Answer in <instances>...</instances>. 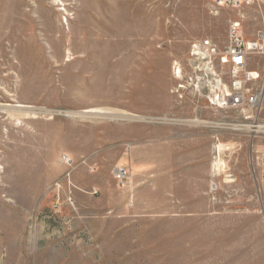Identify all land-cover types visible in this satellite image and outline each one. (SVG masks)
<instances>
[{"label": "rangeland", "instance_id": "rangeland-1", "mask_svg": "<svg viewBox=\"0 0 264 264\" xmlns=\"http://www.w3.org/2000/svg\"><path fill=\"white\" fill-rule=\"evenodd\" d=\"M241 12L252 40L264 4L0 0V264H264V106L174 92Z\"/></svg>", "mask_w": 264, "mask_h": 264}, {"label": "built area", "instance_id": "built-area-1", "mask_svg": "<svg viewBox=\"0 0 264 264\" xmlns=\"http://www.w3.org/2000/svg\"><path fill=\"white\" fill-rule=\"evenodd\" d=\"M216 10L242 11L247 6L264 4V0H208ZM241 17L230 22L228 44L224 52L209 39L194 42L190 49V63L184 68L175 63L174 74L177 84L174 92L181 98L186 92H194L206 99L214 109H235L247 113L246 119L258 118L264 106V71L249 67L253 54H264V29L258 30L252 40H246L241 32ZM216 62L227 66L220 71ZM262 81L260 84L259 82ZM70 164V157L63 156ZM130 176L125 166L116 169L117 179L123 183Z\"/></svg>", "mask_w": 264, "mask_h": 264}, {"label": "bare ground", "instance_id": "bare-ground-1", "mask_svg": "<svg viewBox=\"0 0 264 264\" xmlns=\"http://www.w3.org/2000/svg\"><path fill=\"white\" fill-rule=\"evenodd\" d=\"M94 43H95V42H94ZM106 43H107V42H106ZM89 44H90V43H89ZM92 44H93V43H92ZM92 44H91V46H92ZM107 44H109V43H107ZM76 45H77V44H76ZM93 45H94V44H93ZM95 45H96V44H95ZM95 45H94V46H95ZM88 46H89V45H88ZM108 47H109V46H108ZM94 48H97V47H94ZM109 48H110V47H109ZM90 49H91V48H90ZM92 49H93V48H92ZM103 49H104V48H103ZM106 49H107V48H106ZM111 49H112V48H111ZM82 50H83V49H82ZM109 50H110V49H109ZM113 50H114V49H113ZM96 51H97V49H96ZM98 52H99V51H98ZM101 52H102V51H101ZM106 52H108V51H106ZM92 53H93V52H92ZM104 53H105V52H104ZM94 54H95V53H93V57H94ZM100 54H101V53H100ZM96 55H98V54H95V56H96ZM104 55H105V54H103L102 56H104ZM106 55H107V54H106ZM107 56H108V55H107ZM94 58H95V57H94ZM100 58H101V57H100ZM97 59H98V58H97ZM90 60H91V59H90ZM94 60H96V59H94ZM76 61H77V60H76ZM99 62H100V61H99ZM93 63H95V62H93ZM93 63H92V64H93ZM90 64H91V63H90ZM96 64L98 65V64H100V63H97V62H96ZM71 65H72V64H71ZM100 65H101V67H102L103 64H100ZM100 65H99V66H100ZM87 66H88V65H87ZM92 66H93V65H92ZM95 66H96V65H95ZM87 68H88V67H87ZM92 68H93V67H92ZM94 69H95V68H94ZM103 69H104V68H103ZM102 72H103V71H102ZM98 74H99V73H98ZM259 128H264V125H259ZM262 130H263V129H262ZM216 148H217V147H216ZM220 165H221L220 161H217V162L214 164V168H213L214 171H218ZM217 173H218V172H217ZM6 236H7V235H6Z\"/></svg>", "mask_w": 264, "mask_h": 264}, {"label": "crops", "instance_id": "crops-1", "mask_svg": "<svg viewBox=\"0 0 264 264\" xmlns=\"http://www.w3.org/2000/svg\"><path fill=\"white\" fill-rule=\"evenodd\" d=\"M261 175H262V179H263V183H264V158H263L262 164H261Z\"/></svg>", "mask_w": 264, "mask_h": 264}]
</instances>
